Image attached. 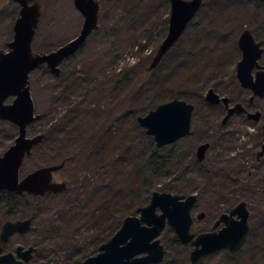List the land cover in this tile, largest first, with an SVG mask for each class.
Returning a JSON list of instances; mask_svg holds the SVG:
<instances>
[{"label":"rangeland","instance_id":"obj_1","mask_svg":"<svg viewBox=\"0 0 264 264\" xmlns=\"http://www.w3.org/2000/svg\"><path fill=\"white\" fill-rule=\"evenodd\" d=\"M99 2L100 26L104 28L94 33L82 49L63 62L61 68L65 71L64 78L73 75L72 78H82L84 82L91 80L93 83L109 80L110 86L105 85V90L111 89V92L103 96L95 84L81 86L74 91L70 89L71 94L67 92L69 97L65 98L61 95L64 83H60L47 70L40 68L30 74L35 112L41 117L28 125L27 136L43 132L45 135L23 161L20 176L43 165L59 164L69 156L75 158L56 174L69 184L68 196L49 194L39 201L25 197L15 211L33 214L31 228L25 233L12 234L3 243L4 251H15L19 245L26 248L34 244L36 250L28 264H84L87 257L97 253L98 246L109 234L93 215L100 200L109 202L116 194L115 206L101 220L108 223V219L114 217L116 221H122L127 215L135 214L137 206L147 204L154 190L164 188L163 191L197 195L192 214L196 216L203 211L204 217L194 219L191 232L195 234L211 231L215 220L228 205H231V209L239 201L246 202L251 230L242 247L231 254L225 249L215 251L205 256L199 264H264V161L255 166L253 156L247 153L262 139L258 130L262 122L255 124L246 121L242 115L234 114L222 124L221 118L216 117L217 109L199 102L193 113V130L164 146H157L139 124L144 133L137 130L134 124L135 111L145 107L147 99L151 102L154 94L151 87L155 97L158 94L154 98L157 101L175 92L165 93L164 88L179 87L178 73L169 71L170 63L181 59L189 64L201 60L204 63L206 59L214 57L215 64L222 66L224 59H220L219 55L228 48L231 41L227 39L237 36L242 28H249L257 39L264 41V0H202V7L185 30V36L193 31L192 28H197L194 34L200 36V28L205 30L210 27L214 18L217 24L232 25L226 30L232 29L228 34L224 31L225 37H217L215 41L211 34L207 35V43L216 47L209 55L204 52L198 55L194 42L195 55L192 56L190 50L182 47L188 42L183 39L182 44L180 42L170 48L165 61L154 73L147 67L156 51L159 37L163 36L162 27L169 14V0ZM44 4V15L33 42L34 49L42 52L74 38L83 21L72 0H44ZM10 6V0H0V48L4 49L5 43L12 39L13 12ZM121 13L123 22H118ZM233 20L237 22L232 23ZM115 23L126 26L116 35V30L110 32ZM233 24L236 26L233 27ZM108 31L109 34L105 33ZM105 35L114 40L112 52H109ZM138 40L142 41L143 47ZM106 55L112 57L98 61V56ZM225 64L234 69L232 58ZM125 68L132 71L113 87L114 73ZM219 71L204 81L202 92L211 87L220 95L228 96L232 103L246 101L248 92L233 79V75L227 73L222 76L224 73ZM142 80L146 81V85L139 83ZM254 107L263 112L264 120V97H256ZM66 113L72 115L75 121L65 119ZM123 120L127 127L117 130L116 121ZM16 135L17 127L10 121L0 122V154L14 142ZM120 136L128 141L122 147V141L117 139ZM199 139L212 144L206 151L205 159L196 163L192 152L194 143ZM129 140L133 142L130 151L126 150ZM95 143L100 145L97 151ZM135 143H138L139 149L133 153L131 150ZM153 146L162 149V156L157 167L150 172L143 160ZM161 166H169V169L163 172ZM247 170L251 173H247ZM129 171H132L131 176ZM130 180L135 182L129 194L123 198L115 189L128 188ZM256 184L258 188L254 189ZM70 197L72 206H66L65 202ZM160 239L166 249L165 259L160 264H191V247L178 240L172 227L166 225Z\"/></svg>","mask_w":264,"mask_h":264},{"label":"water","instance_id":"obj_2","mask_svg":"<svg viewBox=\"0 0 264 264\" xmlns=\"http://www.w3.org/2000/svg\"><path fill=\"white\" fill-rule=\"evenodd\" d=\"M19 4L18 15L13 23V38L6 43L7 50H0V121L9 120L16 124L17 135L14 142L0 155V190L13 191L18 194L29 193L42 196L48 191H65V182L53 180V172L59 170L64 161L59 164L41 166L20 176L23 161L31 154L33 147L38 145L44 135L27 136V125L39 118L28 84L29 73L43 64L54 75L60 73V63L70 57L82 46L88 35L99 27L98 16L100 4L98 0H73L74 7L82 14L83 22L79 32L71 40L60 44L56 49L37 53L32 49L41 14V0H14ZM170 15L166 36L158 46L156 53L148 66L154 68L166 51L178 40L199 10L202 0H169ZM261 42L255 41L249 30H243L238 39L242 52L236 66V74L240 85L248 88L254 96H264V65L255 80L252 69L259 66L258 58L262 52ZM8 97H13L11 103H5ZM205 99L212 104L219 103L228 106V97H220L212 88L206 91ZM193 105L181 99L157 105L145 115L138 117L139 124L151 135L157 146L170 144L188 134L190 129ZM245 108L241 103L228 107L222 119L233 113L242 112ZM260 112L248 113L247 118L258 120ZM264 136V125L262 126ZM208 143L199 145L196 157L202 160ZM264 153V144L258 156ZM195 194L187 196L169 192L154 191L147 205L139 207L136 215L126 216L120 228L114 235L99 246V252L84 260V264H157L164 258L165 249L160 239V232L166 224L172 227L178 240L193 246L189 258L192 264L202 257L220 249L230 252L237 251L243 244L249 230L248 211L244 202L238 203L228 214L220 215L213 225L216 228L221 222L224 225L217 231L201 232L197 235L190 232L192 224L191 208L195 204ZM236 215L238 219H234ZM204 216L203 212L197 219ZM31 219L6 220L0 227V264H23L30 260L33 246H17L15 251L4 252L2 244L10 235L27 232ZM39 264H46L44 262Z\"/></svg>","mask_w":264,"mask_h":264},{"label":"trees","instance_id":"obj_3","mask_svg":"<svg viewBox=\"0 0 264 264\" xmlns=\"http://www.w3.org/2000/svg\"><path fill=\"white\" fill-rule=\"evenodd\" d=\"M122 17L120 19H118V22H120V20L123 22V13ZM167 22V18L165 20ZM102 25V24H101ZM125 25H123V23H120L119 25L112 24V28L110 30V32H112L113 30H116L114 35L118 34L120 31H123L125 29ZM228 27V25H220L215 23V18L213 19L211 26L208 27L207 29L203 30V27L200 28V32L199 34H201L200 36H198V34H194V31H197V28H192L187 35V43L182 44L184 48L188 49V51L190 50V54L193 56L195 55V48H197L196 53L198 55H200L201 52H204L205 54H211L213 51L216 50V47H211V43H207V38L209 34H211V36L214 38V41L217 40V37H219V39L221 37H225L226 34L223 35L224 30H226V28ZM104 27L100 26L99 31H101V29H103ZM163 30V35L165 34V30H166V23L165 25L162 27ZM205 31V32H203ZM221 32V33H220ZM95 33H98V31H96ZM107 34H109L108 32H105ZM106 36V35H105ZM163 37V36H162ZM107 39V43L109 52H112V49L114 47V40L112 41L110 36H106ZM183 39H180V41H182ZM161 41V37H159L156 46L159 44V42ZM228 41V40H227ZM194 42H195V48L194 46ZM231 45H233V47L236 45V40L234 39L233 42H230ZM138 44L141 45L142 47L144 46V44L142 43V41L138 40ZM187 51V52H188ZM151 56V55H150ZM112 56H108L106 55L105 57H101L98 56V61H100L101 59H110ZM220 59H225V51H222V54L219 55ZM165 61V58L162 59V62ZM203 60L198 61V62H194V64H189L188 61L181 59L178 62H173L169 64L170 70L169 71H177L178 73V78L180 79V85L179 87L176 86H169L167 88H164L165 93H171L172 90H175V92H172L169 96H163L161 97L158 101L154 98H157L158 94H156L155 97V92L154 89L151 87L152 93H154L152 95V99L150 102V99H147V102L144 103L146 104L145 107H140V110H142V112L137 109L135 111L136 115L139 116L140 114H143L144 112L149 111L150 109L154 108L157 104L161 103V102H165L167 100L173 99V98H181V99H185L186 101L192 102L195 104L199 103V102H204L203 99V92H202V84H204V81L212 74L213 71L217 70L219 67L222 68L221 65L219 64H215V60L214 57L212 58H208L205 60L204 63H202ZM162 62L155 68L153 69V71H151V73L156 72L160 66L162 65ZM210 65V67H209ZM207 67H209V70H207ZM129 71H132V69L129 68H125V70L123 69L122 71H120L119 73L115 74L114 73V77L112 79V83L113 87L115 86V84L117 82H121L123 80H125V77L127 75V73ZM166 74H168V72H166ZM65 77V71L62 70L58 80L60 81V83H64V85H62V91H61V95L64 96L65 98L69 97V94H67V92H69L71 94V91H69L70 89H72L73 91L80 88L81 86H92L95 85L97 86V88L99 89V92L104 95H107L109 92H111L110 90H105V85L109 84V80H100L97 83H93L91 80H87L84 82V79H79L77 77H73V75L64 78ZM142 82V85H146V81L142 80L139 81V83ZM102 85V88L101 86ZM110 86V85H108ZM113 89V88H112ZM73 93V92H72ZM167 99H164V98ZM207 104V103H206ZM155 105V106H154ZM208 105V104H207ZM209 107H213L214 109H217V116L219 117L222 114V109H219L216 106H211L208 105ZM137 116L134 119V124L137 127V130H140L144 133L143 129H141L139 127V123L137 121ZM69 118L70 121H75L74 117H72V115L66 113L65 114V119ZM216 120V119H215ZM125 120L123 121H116V128L117 130H121L122 128L127 127L125 125ZM128 128L130 129L131 126H128ZM59 131H62L61 129H59ZM126 133L128 134L129 132L126 131ZM43 134L45 135V133L43 132ZM124 134V133H122ZM119 134H117L116 136H118ZM123 142H121V147L123 146V144H126L128 141H126L123 137H117V139H119ZM153 141L152 138H149ZM200 141H202L201 139H199ZM130 141V140H129ZM106 144L108 145V141H105ZM199 142V141H198ZM196 142V143H198ZM131 143H133L132 141H130V143H128L129 147L126 149L130 151V147L132 146ZM96 148L95 151H97L96 149L99 148V144H96ZM104 146V145H103ZM137 149H139V145L138 143H135L133 145V150H131V152H135ZM124 150L123 153L126 151ZM162 149L157 148L156 146H153V148L151 149V152L145 157V159L143 160L145 166L148 168V171H152L154 170L158 163H159V158L160 156H162ZM96 152H94L95 154ZM116 158V157H114ZM196 163H199L198 161H196ZM163 172H167V170L169 169V166H161ZM125 173V172H124ZM127 175V173H125ZM166 174H170V173H166ZM165 174V175H166ZM132 175V171H129V176ZM125 180V179H124ZM135 180H130L129 181V185L128 188L123 187L120 189H115V192H119L121 194V196L124 198L127 196V194H129L131 187L133 186ZM158 191H163L164 188H158ZM165 190V189H164ZM49 194L52 193H48L46 196H48ZM65 194L66 196H68L67 193H62ZM45 196V197H46ZM115 196L116 194L113 195L112 199L108 202L106 200L102 201L100 200L96 207L94 208V212L93 215L99 220L101 221V224L103 226L106 227L105 231H109V234L104 238V241L109 239L114 233L115 231L119 228L120 224H121V220L116 221V219H114V217L112 219H108V223L106 221H104L102 223L101 217L103 215L107 216L108 213L110 212L111 208L115 206ZM25 197H29L28 195H17L13 192H9V191H0V225L2 224L3 221L7 220V219H22V218H32L33 219V214H19L21 213L20 211H15L18 208V205L20 204L21 201H25ZM34 198V197H32ZM35 200L39 201L40 199L38 198H34ZM149 200V197H148ZM35 204H37L35 202ZM66 206H72V201H71V197L70 200H66L65 202ZM140 205V204H139ZM231 205H228L227 208H225V211L228 210L230 208ZM139 207V206H137ZM136 207V208H137ZM135 208V209H136ZM94 218V217H93ZM105 224V225H104ZM263 227V226H262ZM30 245H34V244H30Z\"/></svg>","mask_w":264,"mask_h":264},{"label":"flooded vegetation","instance_id":"obj_4","mask_svg":"<svg viewBox=\"0 0 264 264\" xmlns=\"http://www.w3.org/2000/svg\"><path fill=\"white\" fill-rule=\"evenodd\" d=\"M234 18H236V16L234 15ZM235 20H233V22L232 23H236V22H234ZM239 21V20H238ZM240 22V21H239ZM234 26H236V24H233V27ZM237 26H239L238 24H237ZM230 27H232V25L230 24V25H228V27L226 28V29H229ZM11 28H12V26H11ZM232 29V28H231ZM230 29V30H231ZM245 28H242L241 29V31L239 32V34L237 35V36H235V37H233L232 39H230V40H228V41H231V42H233V40L235 39L236 40V45L233 47V45H231V43H229V46H228V48L227 49H225V59L223 60V65H222V68H218L217 70H220L218 73H224V74H222V76H226V74L228 73V74H230V75H233V79H235L236 81H238V77H237V75H236V65H237V63H238V61L240 60V58H241V56H242V53H241V51H240V49H239V47H238V36L240 35V33L242 32V30H244ZM230 30H226L227 31V34L230 32ZM250 30V29H249ZM251 31V30H250ZM251 33L253 34V32L251 31ZM253 36L255 37V35L253 34ZM255 39L256 40H258V41H260L261 42V47L263 48V50H262V52H261V54H260V57H259V59H258V64H259V66H255L254 68H253V70H252V77H253V79L255 80V78H256V75H257V73L259 72V71H261V70H263V65H264V41L262 40V39H257L256 37H255ZM230 58H232L233 59V61H234V69H231V67H228L225 63L230 59ZM217 70H215V71H217ZM215 71H213L212 73H214ZM233 72V73H232ZM232 77V76H231ZM247 92H248V95H247V98H246V101H244V102H242V104L244 105V108H245V110L243 111V112H239V113H237V112H235V113H233V114H231L227 119H226V121H228V119L232 116V115H242L244 118H245V120L246 121H248V122H252V123H255V124H260V121L262 122L261 124H260V127H259V133H261V137H262V139H259L258 141H257V143L255 144V146L252 148V149H250L249 151H247V153L252 157L253 156V162H254V165L255 166H257V165H261L262 163H263V161H264V153L262 154V155H260V156H258V152L262 149V146H263V144H264V138H263V136H262V126L264 125V120L262 119L263 118V112L261 111V115L259 116V119L258 120H254V119H252V118H247V114L249 113V112H254V111H256V110H258L256 107H254V102H255V98H253L252 100H250V98H251V95H252V93L250 92V90L249 89H245ZM257 97H259V96H257ZM230 100V99H229ZM208 105H211V106H216V107H218L219 109H222L223 110V112H222V114L218 117V118H221L220 119V121H221V123L223 124L224 122H222V118L224 117V115L226 114V112H227V109H228V107L226 106V105H224V103L223 102H219V103H215V104H212V103H209V102H207V101H205ZM232 105V101L230 100L229 102H228V106H231ZM211 108H213V107H211ZM214 109V108H213ZM216 121H218V120H216ZM225 121V122H226ZM202 141H199L198 143H194L195 144V146H194V150H193V152H192V154L193 155H195V157H196V148H197V146L199 145V143H201ZM211 142L209 141V147L211 146ZM209 147H208V149H209ZM75 157H69V159H66L65 160V163H64V165H63V167L61 168V169H59V170H57V171H55L54 173H53V179L55 180V181H60V177L59 176H56V174L57 173H59L61 170H63V168L66 166V163L68 162V161H70L71 159L73 160ZM247 173H251V171H248L247 170ZM64 180V179H63ZM248 188H251V187H248ZM256 188H258V184H256V186H254V189H256ZM70 189V188H69ZM49 193H61V192H54V191H50ZM219 217V216H218ZM218 219V218H217ZM216 219V220H217ZM215 220V221H216ZM217 229V228H216ZM215 229V230H216ZM211 230H213V226H212V229ZM250 230H251V227H250ZM250 232V231H249ZM249 232H248V234H249ZM248 234H247V236H248ZM36 247V246H35ZM229 254H231V253H233V252H228ZM32 258H30V260H31ZM204 259V258H203ZM203 259H201L199 262H197V264H199ZM29 260V261H30ZM28 261V262H29ZM25 264H27V262H25Z\"/></svg>","mask_w":264,"mask_h":264}]
</instances>
